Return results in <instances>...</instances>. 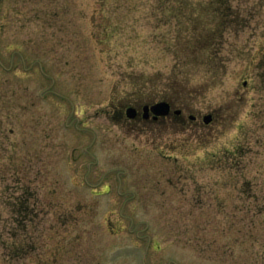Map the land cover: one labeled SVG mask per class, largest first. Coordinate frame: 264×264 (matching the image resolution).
I'll list each match as a JSON object with an SVG mask.
<instances>
[{"label": "rangeland", "instance_id": "obj_1", "mask_svg": "<svg viewBox=\"0 0 264 264\" xmlns=\"http://www.w3.org/2000/svg\"><path fill=\"white\" fill-rule=\"evenodd\" d=\"M0 264H264V0H0Z\"/></svg>", "mask_w": 264, "mask_h": 264}, {"label": "water", "instance_id": "obj_2", "mask_svg": "<svg viewBox=\"0 0 264 264\" xmlns=\"http://www.w3.org/2000/svg\"><path fill=\"white\" fill-rule=\"evenodd\" d=\"M151 111L154 115V117L157 116H165L168 114L169 110H170V104L167 101L161 100V101H157L154 102L150 105H144L143 106V111L144 113H147L148 111ZM175 112H177L178 110H174ZM135 114V109L132 107H129L126 109V115L130 118H132ZM204 122L208 123L211 119V115L210 114H206L204 117Z\"/></svg>", "mask_w": 264, "mask_h": 264}, {"label": "flooded vegetation", "instance_id": "obj_3", "mask_svg": "<svg viewBox=\"0 0 264 264\" xmlns=\"http://www.w3.org/2000/svg\"><path fill=\"white\" fill-rule=\"evenodd\" d=\"M152 104V103H151ZM170 104V110H169V112H168V114L167 115H179V114H181V110L180 109H175V110H178L177 112H175L172 108H173V106H172V103H169ZM134 109H135V114H134V116L132 117V118H130V117H128L127 115H125L126 114V112H125V116L127 117V118H130V119H135V120H140V121H153V122H157V121H159L161 118H163V117H166L167 115H165V116H157V117H154V115H153V113L149 110L147 113H144V111H143V106L140 108V107H137V106H132ZM207 114H210L211 115V119H210V121L213 119V116H212V114L211 113H207ZM206 115V114H205ZM205 115H203V117L205 116ZM203 117H202V120H203V122H204V119H203ZM189 119H191V120H197V117L196 116H193V115H189ZM209 121V122H210ZM208 122V123H209ZM205 123V122H204Z\"/></svg>", "mask_w": 264, "mask_h": 264}, {"label": "trees", "instance_id": "obj_4", "mask_svg": "<svg viewBox=\"0 0 264 264\" xmlns=\"http://www.w3.org/2000/svg\"><path fill=\"white\" fill-rule=\"evenodd\" d=\"M19 206H23V203L21 201H18ZM29 215V214H28Z\"/></svg>", "mask_w": 264, "mask_h": 264}]
</instances>
